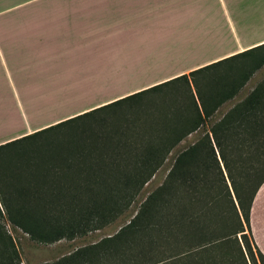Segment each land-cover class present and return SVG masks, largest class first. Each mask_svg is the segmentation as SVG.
Masks as SVG:
<instances>
[{
  "label": "trees",
  "instance_id": "obj_1",
  "mask_svg": "<svg viewBox=\"0 0 264 264\" xmlns=\"http://www.w3.org/2000/svg\"><path fill=\"white\" fill-rule=\"evenodd\" d=\"M263 67L264 42L0 143V264H21L9 226L49 244L114 222L202 127L115 233L39 264H264L250 224L264 77L208 127ZM98 114L97 129L84 127Z\"/></svg>",
  "mask_w": 264,
  "mask_h": 264
},
{
  "label": "rangeland",
  "instance_id": "obj_2",
  "mask_svg": "<svg viewBox=\"0 0 264 264\" xmlns=\"http://www.w3.org/2000/svg\"><path fill=\"white\" fill-rule=\"evenodd\" d=\"M21 1L31 0H0V6H11ZM169 2L182 7L179 10L164 11L157 19L147 17L134 21L137 31L142 33L145 29L144 34H147V37L120 45L124 49L119 51V55L123 54L124 58L118 60L113 57L115 66L107 70L111 75H103V81L97 83L95 81L102 74H99L98 78L85 75V78L82 77L83 82L69 83L71 78L81 79L73 76L72 73L77 69L72 70V67L78 68L83 61L78 57L63 58L61 54L64 53L61 50L57 59L52 58V53L49 52L55 50L53 44L49 46L46 44L42 48L37 46L35 51L33 50L37 53L36 56L32 55L31 44L24 42L21 35L24 19H30V12H0V143L23 136L34 127L85 109L90 103L112 99L151 82L170 77L196 59L200 63L240 49L241 37L248 34L250 39L264 37V12L240 11L238 7L241 3L246 5L245 0H169ZM225 6L235 9L222 10ZM105 23L109 24L107 21ZM85 33L88 34V31ZM90 33L86 38L94 37L93 30ZM176 40L180 41L175 42ZM164 46L165 50L162 49ZM102 50L106 52L107 49L103 47ZM143 53L146 55L144 59ZM132 55L135 58H125ZM41 57L46 59L41 60ZM103 61L107 59L103 58ZM43 62L47 64V69L41 68ZM133 62L140 65L129 68L131 65L127 64ZM92 64L96 69L101 66L97 61H93ZM80 71L83 72V69ZM263 77L264 67L253 75L240 93L218 109L209 120L208 127L241 101ZM89 79L94 82H89ZM100 115L91 118L90 126L84 124V127L97 129L103 117L108 116ZM203 131L202 127L180 142L151 180L145 184L131 207L102 229L72 240L61 239L45 244L33 241L28 234L12 230L9 226L17 242L21 264L53 261L81 246L115 233L137 212L148 194L164 181L176 155L195 142Z\"/></svg>",
  "mask_w": 264,
  "mask_h": 264
},
{
  "label": "crops",
  "instance_id": "obj_3",
  "mask_svg": "<svg viewBox=\"0 0 264 264\" xmlns=\"http://www.w3.org/2000/svg\"><path fill=\"white\" fill-rule=\"evenodd\" d=\"M45 1L46 0H31L16 2L11 6H0V12H30V19H24V25L21 29V35L24 37V42H28L31 44L30 48L32 51H30L32 55L37 54L34 53L37 46H40L42 48L46 44L48 46L50 44H53L55 50L53 52H49L50 54L52 53V58L57 59L56 57L60 56L59 53L61 50V52L64 53L61 54L63 58L78 57L83 61L78 68L72 67V70L77 69L76 72L72 73L73 76L81 77V79L71 78L68 81L69 83L72 81H75L76 83H80V81L83 82L82 77H84L85 75H92L98 78L99 74L102 75H100V78H98L95 83L103 81L102 76L110 74L107 72V70L115 66V64H113L114 62L112 58L114 57L118 60L119 58H124L123 54L119 55V51L124 49L123 47H120V45L134 42L138 38L147 37V34H144V32H146L145 29L142 30V33L137 31L135 27L136 23L134 21L143 20L147 17L150 19H157L158 17H160V13H162L163 15L164 11L176 9L179 10V8L182 7V5H177V3L169 2V0ZM245 1L246 5H243L244 3H241L240 7H238L240 11L249 10L264 12V0ZM250 3L251 5H247ZM229 9L235 8H230L228 6L222 7V10ZM105 21H107L109 24L105 23ZM92 30L94 32V37L90 39L86 38L91 34L90 32ZM87 31L88 34L85 33ZM247 36L241 37L240 49L200 63H198L196 59L193 63L186 67H183L184 69H181L179 72L173 74L170 77L151 82L142 87L136 88L129 93L112 99H108L105 101L101 99V102L95 104L90 103L85 109L67 115L61 119L45 123L40 127H34L27 133H31L37 129L46 127L68 117L91 110L95 107H99L122 96L145 89L149 86L160 83L177 75L188 73L189 71L197 67L203 66L210 62L216 61L223 57L229 56L239 51H243L247 48L264 42V37L259 39H250L249 36ZM179 41L180 40H176L175 42ZM103 47L104 49H107L106 52L102 50ZM162 49L165 50L166 46L162 47ZM97 51L99 52L97 53ZM113 54L114 56H112ZM145 57L146 55L145 53H143L142 59H144ZM16 58H18V56H16ZM103 58H106L107 61H103ZM125 58L133 59L135 57L132 55L126 56ZM45 59L46 58L41 57V60ZM93 61L101 63L99 69L93 67ZM41 65V68L43 67V69H47V64L45 62H43ZM127 65H131L129 66V68H133L135 66H139L140 63L135 64L133 62V64ZM48 68L50 69V66ZM80 69H83V72L80 71ZM7 70H9L8 66ZM105 72L106 74H103ZM91 81L93 80L89 79V82ZM250 224L254 242L258 249L262 252V254H264V182L259 187L254 197L250 213Z\"/></svg>",
  "mask_w": 264,
  "mask_h": 264
}]
</instances>
